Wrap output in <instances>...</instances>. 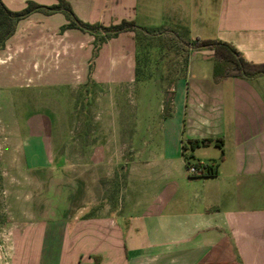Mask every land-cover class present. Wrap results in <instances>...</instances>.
<instances>
[{"label":"crops","instance_id":"0c3cea01","mask_svg":"<svg viewBox=\"0 0 264 264\" xmlns=\"http://www.w3.org/2000/svg\"><path fill=\"white\" fill-rule=\"evenodd\" d=\"M27 1L7 3L19 10ZM66 1L86 23L108 26L126 20L155 28L162 18L163 26H185L190 38L221 40L244 60L264 63V0ZM66 23L61 12H32L18 21L0 50V67H12L14 83L123 88L136 82L132 32L102 42L93 56L94 36L76 28L62 30ZM212 54L192 51L183 76L169 86L156 83V99L163 94L168 103L159 125L161 142L136 145L137 124L128 145L120 141L118 149L128 156L110 160L112 167L123 168L112 207L85 221L70 219L68 213L43 218V233L48 227L65 231L70 221L89 224L96 242L88 264H264V76L216 81ZM201 139L211 142L189 148V140ZM184 155H191V162L216 163L214 175H189ZM63 184L74 197L76 190ZM70 256L66 262L61 255L55 264H82L75 252ZM25 262L53 264L41 252L35 261L25 257Z\"/></svg>","mask_w":264,"mask_h":264},{"label":"rangeland","instance_id":"374dc122","mask_svg":"<svg viewBox=\"0 0 264 264\" xmlns=\"http://www.w3.org/2000/svg\"><path fill=\"white\" fill-rule=\"evenodd\" d=\"M161 19L156 26L165 25ZM137 55L139 79L123 88L20 86L9 64L0 67V264H26L25 257L35 261L40 252L53 264L61 255L67 262L74 252L88 264L96 242L89 224L70 221L65 231L48 227L43 233L40 221L67 213L85 221L112 207L123 168L112 167L110 160L128 156L118 145L121 140L128 145L136 124V145L160 144L166 110L160 105L166 107L167 99L163 103V94L156 99V83L164 80L168 86L181 75L186 55L164 36L143 38ZM64 181L76 190L74 197Z\"/></svg>","mask_w":264,"mask_h":264},{"label":"trees","instance_id":"16d2710c","mask_svg":"<svg viewBox=\"0 0 264 264\" xmlns=\"http://www.w3.org/2000/svg\"><path fill=\"white\" fill-rule=\"evenodd\" d=\"M32 12H41L43 14L61 12L67 20V23L61 27L62 30L65 28H76L93 35V56L96 55L102 42L116 37L121 32H132L135 45V80L139 79L140 73V59L137 55V47H139L140 41L143 38H159L163 36L166 37L169 42L177 45V49L184 51L186 55L182 74L169 80L168 86L174 80L184 75L189 54L192 51L203 49L212 50V58L214 61L213 78L216 81L233 75L242 78L264 76V63H252L244 60L231 45L221 40L201 39L198 37L190 38L187 28L183 25L175 24L171 27L159 26L148 28L139 26L133 21L126 20H121L119 23L108 26H103L99 23H86L76 17L66 0H56L55 4L49 6L37 4L29 0L26 2L25 7L19 10L8 8L6 4L0 0V50L4 48L6 41L14 34L18 21L27 17ZM88 82H90V78H88ZM166 91L168 90L166 89ZM167 104L166 102L165 112H168ZM210 142V139L189 140L188 146L193 149L199 146H206ZM185 148L186 145H182V149L184 150ZM190 157L192 156L184 155L186 166L193 164L202 169V175H214L217 166L216 163H202V165H200L199 161L191 162L189 159Z\"/></svg>","mask_w":264,"mask_h":264},{"label":"built area","instance_id":"2783aa9c","mask_svg":"<svg viewBox=\"0 0 264 264\" xmlns=\"http://www.w3.org/2000/svg\"><path fill=\"white\" fill-rule=\"evenodd\" d=\"M202 165V163H200ZM187 173L191 176H200L202 175V169L193 164L186 166Z\"/></svg>","mask_w":264,"mask_h":264}]
</instances>
